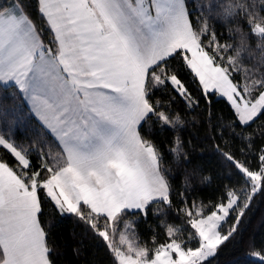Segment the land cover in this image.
Returning <instances> with one entry per match:
<instances>
[{
  "label": "snow or ice",
  "instance_id": "1",
  "mask_svg": "<svg viewBox=\"0 0 264 264\" xmlns=\"http://www.w3.org/2000/svg\"><path fill=\"white\" fill-rule=\"evenodd\" d=\"M258 200L264 0H0V264H216Z\"/></svg>",
  "mask_w": 264,
  "mask_h": 264
},
{
  "label": "trees",
  "instance_id": "2",
  "mask_svg": "<svg viewBox=\"0 0 264 264\" xmlns=\"http://www.w3.org/2000/svg\"><path fill=\"white\" fill-rule=\"evenodd\" d=\"M179 107V105H178ZM217 107H222L217 105ZM204 131L199 134L198 140L203 141ZM169 138V134L165 133L159 137L161 141ZM203 157L202 159L200 157ZM194 167L203 168L206 170V174L212 176L215 174L213 183L207 187L203 192H199L196 195L202 199H209L214 195V191L217 187L219 180L223 179V173L218 164V158L214 155L213 148L208 143H204L203 149H198L195 156ZM74 225L70 220H66L59 224L55 230L56 242L65 249L64 264H78L77 258L72 254V246L75 243L73 239ZM141 232L144 237L147 238L148 233L144 226H141ZM76 231H79L78 229ZM242 243L234 246H230L224 252H222L216 262V264H254V257H250L249 245H255L257 249L264 247V202L256 201L251 211L248 213L247 219L244 222V228L242 230ZM89 255L96 251L95 246L90 242H86L84 249ZM98 256H103L102 252H97ZM87 257H81L83 260Z\"/></svg>",
  "mask_w": 264,
  "mask_h": 264
}]
</instances>
